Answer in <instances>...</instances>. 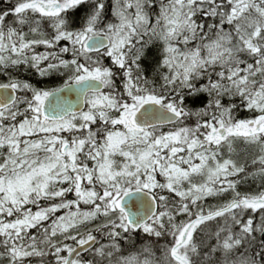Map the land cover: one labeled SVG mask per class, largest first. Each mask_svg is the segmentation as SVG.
I'll return each mask as SVG.
<instances>
[{
    "label": "snow or ice",
    "instance_id": "1",
    "mask_svg": "<svg viewBox=\"0 0 264 264\" xmlns=\"http://www.w3.org/2000/svg\"><path fill=\"white\" fill-rule=\"evenodd\" d=\"M0 264H264V0H0Z\"/></svg>",
    "mask_w": 264,
    "mask_h": 264
}]
</instances>
